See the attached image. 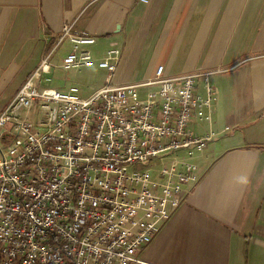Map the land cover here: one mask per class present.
Returning <instances> with one entry per match:
<instances>
[{"label":"built area","instance_id":"built-area-1","mask_svg":"<svg viewBox=\"0 0 264 264\" xmlns=\"http://www.w3.org/2000/svg\"><path fill=\"white\" fill-rule=\"evenodd\" d=\"M70 28L0 112V264L141 263L199 182L194 159L211 137L191 124L214 101L211 73L168 77L159 66L145 82L114 85L119 49L94 58V38ZM65 38L72 50L54 66ZM57 69L106 76L83 96L48 88Z\"/></svg>","mask_w":264,"mask_h":264},{"label":"crops","instance_id":"crops-1","mask_svg":"<svg viewBox=\"0 0 264 264\" xmlns=\"http://www.w3.org/2000/svg\"><path fill=\"white\" fill-rule=\"evenodd\" d=\"M145 1L0 0V112L65 25L94 38V58L119 49L114 85L145 82L159 66L168 77L210 72L214 101L191 124L211 137L194 159L199 182L132 264H264V0ZM71 50L65 38L52 64ZM105 76L57 69L48 88L86 96ZM196 90L206 99L202 80Z\"/></svg>","mask_w":264,"mask_h":264},{"label":"rangeland","instance_id":"rangeland-1","mask_svg":"<svg viewBox=\"0 0 264 264\" xmlns=\"http://www.w3.org/2000/svg\"><path fill=\"white\" fill-rule=\"evenodd\" d=\"M250 48H251V47H250L249 45H247V48H246V49H247V52L250 51ZM44 55H45V54H44ZM44 55H43V56H44ZM69 73L72 74V72H69ZM94 85H95V86H100V84L97 82V83H94V84H88L87 87H89V88L91 89V87L94 86ZM9 86H10V84L8 85V87H9ZM210 88H211V90H212V87H210ZM90 89H88V90H90ZM2 102H3V101H2ZM0 103H1V102H0ZM32 120L34 121L35 118H32ZM185 200H186V199H185ZM184 202H185V201H184Z\"/></svg>","mask_w":264,"mask_h":264},{"label":"trees","instance_id":"trees-1","mask_svg":"<svg viewBox=\"0 0 264 264\" xmlns=\"http://www.w3.org/2000/svg\"><path fill=\"white\" fill-rule=\"evenodd\" d=\"M52 46H53V44H51V46H49V47L47 48V50H49Z\"/></svg>","mask_w":264,"mask_h":264}]
</instances>
